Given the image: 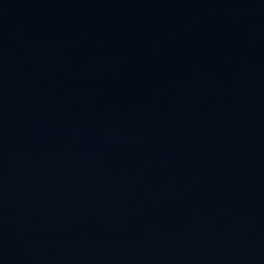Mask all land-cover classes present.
<instances>
[{"label":"water","instance_id":"1","mask_svg":"<svg viewBox=\"0 0 264 264\" xmlns=\"http://www.w3.org/2000/svg\"><path fill=\"white\" fill-rule=\"evenodd\" d=\"M0 264H264V0H0Z\"/></svg>","mask_w":264,"mask_h":264}]
</instances>
